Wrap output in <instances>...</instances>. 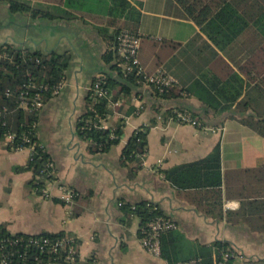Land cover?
I'll return each instance as SVG.
<instances>
[{
	"label": "crops",
	"instance_id": "crops-1",
	"mask_svg": "<svg viewBox=\"0 0 264 264\" xmlns=\"http://www.w3.org/2000/svg\"><path fill=\"white\" fill-rule=\"evenodd\" d=\"M30 1L56 4L62 0ZM130 1L141 4L138 57L144 70L163 69L177 88H190V93L161 99L142 84L131 100L140 111L124 116L119 142L107 151L91 153L86 141L75 135L74 124L85 109L93 78L114 73L103 59L109 41L96 28L105 25L106 17L99 13L102 7L90 1L96 12L76 10L82 17L60 21L21 14L30 22L26 29L14 36L6 34L0 42L13 40L33 50H68L72 61L63 89L43 105L37 122V139L54 166L55 181L48 186L51 197L28 185L31 171L14 169L26 164L30 150L9 149L0 142V224L11 233H70L79 242L78 257L84 264H169L141 246L139 218L126 217L122 208L147 200L173 219L188 240L211 246L228 242L240 252L241 263L264 264V180L238 182L239 196L228 195L223 185V217L218 219L201 211L196 193L177 190L163 176L165 169L206 157L217 144L222 174L264 165V137L242 123L249 116L264 118V34L259 29L264 24V18L260 19L264 0H238V6L253 10L254 18L224 48L209 39L175 0ZM43 24L58 31L43 32ZM224 86V90L241 88L238 100L242 103L220 110L199 97L211 93L213 104L226 105L219 93ZM181 106L189 107L201 125L179 123L173 113ZM121 116L114 110L102 126L114 127ZM151 119L155 121L147 133L142 165L129 177L128 167L120 162L122 149L132 131ZM59 185L75 189L77 197L69 203L60 199ZM226 210L232 212V220Z\"/></svg>",
	"mask_w": 264,
	"mask_h": 264
},
{
	"label": "trees",
	"instance_id": "trees-1",
	"mask_svg": "<svg viewBox=\"0 0 264 264\" xmlns=\"http://www.w3.org/2000/svg\"><path fill=\"white\" fill-rule=\"evenodd\" d=\"M93 1L102 8L99 13L106 17L105 25L96 26L98 32L105 37L110 47L105 51L103 59L111 65L114 73H105L96 75L91 83L100 80V85L106 89L108 94L101 96L94 94L93 89H89L85 96V109L74 124V133L81 140L86 141L87 148L91 153L107 151L112 145L119 142L123 133L124 116L137 114L140 106L131 105L135 90L144 84L143 78L135 75L133 72L124 75L119 65V57L114 51L115 38L121 29H127L138 33L140 20V3H132L130 0H62L56 4L45 2H32L30 0H0L7 5L9 12L28 15L30 18H43L50 21L70 20L82 15L75 11L94 13L89 6ZM185 11L186 15L199 25L202 31L219 48L230 44L243 32L254 18L253 10L247 5L238 6V0H175ZM242 1V0H240ZM247 1V0H245ZM245 3V2H244ZM264 18V11L261 12L260 19ZM112 26V31H108ZM264 34V24L259 26ZM6 52V56L2 54ZM71 54L66 51H42L41 49H30L23 47L13 40L0 42V142L4 141L6 132L15 133L14 144L21 141V135H28L29 139L35 142L34 150L24 166H15L16 171H31L32 176L27 182L28 185L38 194L44 185L46 179L55 178L50 173L52 162L48 152L40 147L36 136L37 127L32 124L38 122L39 111H27L19 106L20 92L23 89L28 90V94L36 92V88L29 84H47L48 88L41 92L43 103L45 104L53 95L52 86L65 78L66 70L71 65ZM220 97L226 101V105L217 106L213 104L210 96L199 95L200 99L213 109H228L234 102L242 103L238 100L241 88L225 89ZM157 98L173 99L182 94L190 93V88H177L176 84L159 92L157 89H151ZM120 101L118 105L115 101ZM116 105V106H115ZM189 110L193 117L191 109L187 106H181L177 109ZM114 110L122 112L114 127H103L102 121ZM174 115V113H173ZM199 120V119H198ZM151 119L149 124L140 125L130 134L124 145L120 162L128 167V176L134 177L137 170L142 165V153L147 151V133L150 126L154 123ZM200 121V120H199ZM242 123L264 137V118L246 117ZM7 148L11 149L8 145ZM163 176L173 187L181 191H192L198 196V207L205 214L222 219V195L223 185L226 192L238 194L236 184L248 183L251 180H264V165L255 168L237 169L227 171L222 174L220 147L215 145L211 152L201 159L172 166L163 171ZM241 183V184H243ZM242 189H247L243 187ZM237 191V192H236ZM249 194H252L249 192ZM77 193L74 198L77 197ZM58 200V199H55ZM250 202V201H249ZM126 212V217L130 214L139 218L138 235L141 238L146 229V223L154 216L162 215L163 212L157 206L147 200L122 205ZM232 212L226 210L229 218ZM237 214V213H235ZM229 220H232L229 218ZM39 235L55 238L57 236H72L73 244L76 250V257L73 261H68L65 250L56 252H39L36 248L28 249L21 255V247H12V255L6 257L11 264H84L78 257L79 242L76 237L63 230L58 232H40V233H11L6 229L5 224H0V237L23 238L35 237ZM160 256L169 264L181 260L192 258L199 259L202 264H215L221 260L224 252H229L228 259L223 264H243L239 261L241 254L228 242L216 241L211 244L200 243L188 240L179 229H171L160 235ZM7 248L0 250V258L7 254ZM18 249V251H16ZM6 256V255H5Z\"/></svg>",
	"mask_w": 264,
	"mask_h": 264
},
{
	"label": "built area",
	"instance_id": "built-area-1",
	"mask_svg": "<svg viewBox=\"0 0 264 264\" xmlns=\"http://www.w3.org/2000/svg\"><path fill=\"white\" fill-rule=\"evenodd\" d=\"M141 35L137 32H133L127 29H121L115 38L114 51L119 57V65L121 66L122 72L124 75H127L130 72H133L135 75L140 76L144 80V84L152 88L157 89L159 92L164 91L166 88L176 84L175 79L168 74L163 69H157L152 73H148L144 70L143 66L140 63L138 57V49L140 45ZM6 52L2 56H6ZM100 80L94 82V84L89 89H93V93L99 96L103 94H108L106 89L100 85ZM31 87L36 88V92L31 95L28 94L27 89H23L20 92V103L19 106L27 111H39L44 103L42 99L41 92L47 90V84H29ZM65 85L64 79L52 86L51 94L58 95ZM109 97L112 96L111 93L108 94ZM119 101H115V104H118ZM174 118L179 123H187L195 126H200L201 122L193 117L191 112L184 109H175ZM33 128L37 127V123L32 124ZM211 130L215 131V128L211 127ZM15 133L6 132L4 135L3 143L9 146L13 150H19L23 148H28L31 152L34 150L35 142L31 141L26 134L21 135V141L14 144ZM40 147L44 148L42 144ZM29 154V155H30ZM145 153H142L140 156H144ZM51 167L50 173L55 176L53 162L49 163ZM55 181V178L52 180L46 179L43 187L40 190V195L44 197H51V193L48 189L50 183ZM59 188L62 192L60 199L69 203L72 202L74 196L76 195V190L68 187L59 185ZM176 222L167 217V216H154L146 223V229L144 235L140 238L141 246L155 256H160V235L171 229H176ZM74 238L72 236H57L51 238L49 236L39 235L35 237H29L27 239L23 238H9V237H0V250L7 248V254H3L0 258V264H11L9 260L6 259L8 255H12L14 251L11 250L12 247L18 246L23 249L21 255L25 254L26 251L30 249H37L39 252L49 251L56 252L57 250H65V258L68 261H73L76 257V250L73 244ZM18 251V249H16ZM229 252H224L222 259L215 262V264H223L229 257ZM240 257V256H238ZM171 264H202L199 259L192 258L188 260H181L173 262Z\"/></svg>",
	"mask_w": 264,
	"mask_h": 264
},
{
	"label": "rangeland",
	"instance_id": "rangeland-1",
	"mask_svg": "<svg viewBox=\"0 0 264 264\" xmlns=\"http://www.w3.org/2000/svg\"><path fill=\"white\" fill-rule=\"evenodd\" d=\"M0 21L2 22V26H0V39H2L6 34L14 36L15 32L21 29H26L24 27H26L27 23H30L29 21H26L21 14L9 12L8 8H5V4L3 2H0ZM40 29L43 32L50 31V33L58 31V28L47 27L44 24Z\"/></svg>",
	"mask_w": 264,
	"mask_h": 264
}]
</instances>
